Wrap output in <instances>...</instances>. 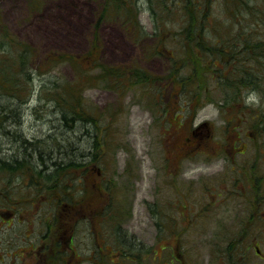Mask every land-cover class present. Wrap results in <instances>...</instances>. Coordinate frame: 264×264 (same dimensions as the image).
<instances>
[{
  "label": "rangeland",
  "instance_id": "rangeland-1",
  "mask_svg": "<svg viewBox=\"0 0 264 264\" xmlns=\"http://www.w3.org/2000/svg\"><path fill=\"white\" fill-rule=\"evenodd\" d=\"M162 1L155 0L149 2L153 4L150 5L146 4L147 0H140L139 19L146 31L157 30L158 19L162 24L161 28L169 25L173 33L188 30L191 34H194V31H206L211 35L214 31L234 34L247 31L242 30V26L233 21L234 15L243 14L241 22L244 21L252 33L264 36V0H240L245 4L240 7L236 6L237 1L234 0L229 4H223L222 0H200L201 7L191 12L189 22L176 5L179 0ZM108 6L103 0H0V25L18 42L36 50L40 56L39 60L44 59L46 55L57 57L60 54L76 59L92 48L95 58L105 68L127 67L128 75L131 76L135 72L132 66L135 64L154 76H164L171 67L167 58L147 56L145 46L149 47L152 42L146 41L142 47L137 42V34L133 40L129 34L130 26L126 21L124 23L117 18L121 17L122 8L114 4ZM233 8L239 9L240 12L232 11ZM182 39L174 40L172 37L166 44L169 51L166 52L164 47L162 49L166 56L173 57L176 67L179 68L186 63L192 64L190 59H193L195 50L191 45H184L182 42L187 40ZM93 45H96L95 48ZM16 52L17 48L10 51L11 57L18 58ZM13 60L15 59L9 61ZM41 68L44 70L47 66L42 64ZM190 68H186L188 72L186 69H179L178 73L184 78L189 74ZM15 71L18 72V89L25 91L22 92L21 98L8 96L0 91V118H4L0 126V163L17 162L19 171L12 177L11 169L0 168V193L2 192L5 199L14 196V202L25 200L24 206H27L29 212L26 219L24 217L19 220L18 217H22L23 213H15L12 208L2 209L5 204L0 208L5 210L0 211V238L3 239L15 238L17 235L22 237L24 233L29 235L33 232L37 237L36 230L47 232L50 227L51 231H54L61 224L67 223L54 217L57 206L46 204L44 197L33 188L34 182L31 180L37 176H31L32 172H29L26 166L27 160L18 147L23 144V140L37 142L51 137H57L55 139L59 142L62 140L61 113L50 99L54 85L52 80L59 81L57 86L61 83L70 85L73 83L74 72L69 63H59L47 74L39 71L34 73L30 69L27 71L29 77L18 67ZM198 74L202 76L200 69ZM24 85L28 87L24 88ZM108 85V80L104 79L101 86L86 88L82 95L89 109L95 111L107 125L110 135L107 137V145L101 150H95L92 143L88 146L80 145L85 153H89L90 157L86 160L91 164L86 168L73 169L76 172H87L82 182H77L76 190L82 189L83 192L77 191L76 205L81 198H85L84 205L95 202L99 209L108 206L110 215L114 211L119 212L125 227L135 232L148 247L156 233L151 214L159 211V218L164 219L174 205L176 190H219L222 195L219 198L216 217L231 227V207L239 205L234 193L237 194L238 190L264 189V126L255 127L251 119L255 112L264 109L263 83L246 88L242 93L237 89V85L221 82L193 85L189 90L180 93L179 85L173 87L170 83L168 88L164 89L161 104L163 109L169 104L168 114H165L163 109H160V114L155 110L152 102L156 97L154 90L153 93L151 90L144 93L142 90L145 86L140 83H129L120 88L117 83L114 86L117 85L118 90ZM176 93L180 94L176 97ZM8 107H11L12 113L8 112ZM180 108L183 112L178 113ZM3 113L12 116L8 117ZM203 122L209 123L212 135L209 141L216 144L212 145L218 153L209 148L208 155H200L182 162L181 171L176 166H169L174 163V159L181 156L178 149L183 138L192 128ZM12 123H15V126ZM101 127L103 128L102 125ZM71 134L68 133V137H71ZM65 142L62 141V144L69 143ZM233 142H237L235 147L231 145ZM50 146L57 145L51 142ZM43 149L50 152L47 145ZM13 155L14 159L11 161L10 157ZM23 168L28 169V177L23 185L16 187L21 181L20 170ZM179 171V174L174 173ZM247 173L253 174V180L243 178L240 181L239 174ZM67 182L68 180L64 183ZM99 191L104 192V203L102 199L97 198ZM202 196L203 194L196 192L186 200L191 206L194 205V200ZM208 200L209 198L204 196L205 203L202 208L208 205ZM11 212L15 214L12 216ZM39 217H43L41 222ZM84 218L87 217L78 214L79 220ZM86 221L82 220L77 225L79 238H83L77 241L81 251L85 250L91 227ZM56 222H59L57 226ZM93 222L98 226L101 219H94ZM114 225L118 223L109 222L108 230L116 227ZM215 234L216 229H212L200 243L181 246L179 258L182 264H225L216 255H221L233 246L224 241L214 242ZM220 242L222 243L217 244ZM31 249L32 247L26 245L9 244L0 240V264H23V261L29 259L28 252ZM52 249L55 247L52 246ZM261 249L264 253V241ZM79 260L78 264H86L85 254L82 253ZM250 260V264H264L260 257L255 255L254 250Z\"/></svg>",
  "mask_w": 264,
  "mask_h": 264
},
{
  "label": "trees",
  "instance_id": "trees-1",
  "mask_svg": "<svg viewBox=\"0 0 264 264\" xmlns=\"http://www.w3.org/2000/svg\"><path fill=\"white\" fill-rule=\"evenodd\" d=\"M103 1L107 6L114 4L122 8L123 13L121 17L117 18L124 23L126 21L130 26L129 34L133 40L137 34L139 35L137 42L142 47L143 45L145 46L144 42H152L148 45L149 47L145 46L147 48V56L154 55L168 59L171 67L168 68V71L164 76H154L136 65H132L135 72L131 76L128 75L129 69L127 67L118 69L105 68L102 63L95 58L92 48L89 52L76 59L72 58V56L68 57L60 54L57 57L46 55L44 59L39 60L40 56L36 50L18 42L9 34V31H7L4 26L0 25L1 93L15 98H21L23 96L22 92L25 91V89H18L19 84L17 81H19V79L16 75V73H18L15 71L16 67L28 77L29 74L27 71L30 69L33 70L34 73L39 71V73L45 72L47 74L51 73L50 70L59 63H69L74 72L72 77L73 83L70 85L67 83H61L59 85L60 88L58 89L59 86H57V84L59 81L52 80L54 85L52 86L53 88L51 87L50 99L54 102L55 107H57L61 113L60 127L62 130V140L59 142L58 139H55L57 137H51L37 142L23 140L21 141L23 144L18 147L27 160L28 164L26 166H28L29 172H32L31 176H37L36 179L33 178L31 180V182H34L33 188L39 192L40 196L44 197L46 204L49 203L50 205L57 207L73 205L77 202L76 199L78 200L76 195L77 191L83 192L82 189L76 190V186L77 182H82V179H84L87 172H76L73 169L86 168L91 162H87L86 159L90 157L89 153H85L84 150L80 148V145L85 144L88 146L92 143L95 150H101L103 146L107 145V137L110 135L107 125L103 123L98 114L95 111H91L84 102L82 95L86 88L101 86L102 80L104 79L108 80V87L113 89L116 87L117 90V85L114 86L117 83H119V88L128 85L129 83H135L138 85L140 83L145 86L142 90L144 93L146 91L150 92V90L151 93H153L154 90L155 93L153 94L156 97L153 98L152 102L155 106V110L160 114L162 112L160 109H163L161 104L162 96H164V89L168 88L170 83L173 87L176 84L179 85L181 88L180 93L184 90H189L193 85L201 86L203 84H209V82L237 85V89H239V91L241 90V93L242 90H245L246 88L260 86L261 83L264 85V36L257 35L256 32L252 33L245 26V22H241L240 18L243 17V14L239 16L238 14L234 15L233 21L239 23L242 26V30L247 31H238V33L235 32L234 34L216 31H214L215 33L212 32V35L210 32L206 31H194V34H191V31L188 30H181L180 32L175 31L173 33L169 25L161 28L162 24L158 19V29L148 32L143 28L139 19L138 9L140 0ZM152 1L155 0H147L146 4H150L149 2ZM222 1L223 4H229L233 0ZM234 1H237L236 6L238 7H240L241 4L245 5L240 0ZM200 2V0H179L176 5L180 7V13L187 17V22H189L191 12L200 9ZM234 10L240 12L237 8L232 9V11ZM152 11L154 14L153 7ZM168 11L170 12V10ZM102 17H104V15ZM170 18H172V16H170ZM262 25L264 28V14L262 16ZM172 37L174 40L183 38L184 40H187V42H182L184 45H191L195 48L193 52L194 57L193 59H190L192 64L186 63L181 68L176 67L173 57H168L165 52H162V49L164 48L166 49V52L169 51V49H167L168 45L166 44ZM209 42L211 44H209ZM95 46L96 45H93L94 48ZM15 48H17L16 53L18 58L11 57L10 55V51H13ZM35 56L36 58H33ZM12 58L15 60L9 61ZM42 64L47 66V68L44 69L45 71L41 68ZM187 67H191L189 69L190 72L183 78L178 71L179 69L184 70ZM199 69L201 70L202 76H198ZM186 71L188 72V69H186ZM163 80L166 81V83H164ZM23 87L27 88L28 85H24ZM173 92L174 88L171 95ZM192 92L194 94V91ZM179 94L176 93L174 96L177 97ZM245 98L246 97L244 96V99ZM168 106L169 104L163 109L165 114H168ZM249 107L250 106H248V108ZM7 110L10 113L13 111L11 107H8ZM180 111L183 112V109L180 108L177 110L178 113ZM3 114L8 117L12 116L7 115L6 113ZM251 119L255 127H259V125L264 126V109L261 108L259 111L255 112L251 116ZM3 122L4 118H0V126ZM12 124L15 126V123ZM68 133H72L71 137H68ZM62 141H67L69 143L63 145ZM51 142L56 143L57 146H50ZM46 145L49 147L50 152H46L47 150L44 151L43 147H46ZM10 158L12 161L14 155ZM17 167H19L17 162L0 163V168L5 170L8 168L11 169L10 172L12 177L19 171ZM28 169L23 168L20 170V172H22L21 178L24 180L28 177ZM67 180L68 182L64 183ZM70 180L72 181L68 184ZM16 187H19V184ZM42 191L45 192L42 193ZM3 197L4 196L1 192L0 208H2V204H5V207L2 209H14L11 207L9 201L6 200L9 198L5 199ZM11 197L15 198L14 196ZM82 199L83 198L79 200V203L84 202L85 198Z\"/></svg>",
  "mask_w": 264,
  "mask_h": 264
},
{
  "label": "flooded vegetation",
  "instance_id": "flooded-vegetation-1",
  "mask_svg": "<svg viewBox=\"0 0 264 264\" xmlns=\"http://www.w3.org/2000/svg\"><path fill=\"white\" fill-rule=\"evenodd\" d=\"M179 125L182 124L179 123ZM211 136L208 122L200 123L197 127L192 128L183 138L178 149L181 156L174 159V163L169 166H176L181 171L182 162L192 160L200 155H208L209 148L214 153H218L217 150H214L216 144L209 141ZM231 145L235 147L237 142H233ZM173 152H176L174 147ZM235 153L237 154V152ZM175 161L177 162L175 163ZM180 171L174 173L179 174ZM239 176L241 177L240 181L243 178L253 180L251 173L239 174ZM262 177L264 178V175ZM196 192L203 196L194 200V205L190 206L186 199L193 197V193ZM103 193V191L97 192V198L102 199L104 203ZM175 194L174 205L164 219L163 217L159 218L161 215L159 211L151 214V219L155 222L156 233L148 247L135 232H131L125 227L119 212L114 211L110 215L108 206L99 209L95 202H88L86 205L83 202H78L76 205L75 202L70 206L57 207L54 217L59 221L65 220L67 223L61 224L54 231L48 227V229L46 228L47 232L46 230H36L37 237L34 232L29 235L22 232L24 233L22 237L17 235L15 238H0V240L9 244L19 243L22 246L32 247L28 252L29 259L23 261V264H78L82 253L85 254L84 262L86 264H182V260L179 258L182 251L180 247L200 243L208 236L210 230L216 229L214 242L224 241L227 245L233 246L221 255H216L225 264H250L252 250L264 262V253L261 249L264 241V189L260 191L238 190L237 194L234 193L239 205L231 207V211H233L231 227L226 226L224 221L217 220L216 217V212L219 211L221 191L176 190ZM204 196L209 200L207 201L208 205L202 208L205 203ZM9 203L15 210H25L23 214L28 217L29 209L24 206L25 200H22L23 205H18V202L12 200H9ZM78 214L87 218L79 220ZM39 219L41 222L43 217H39ZM94 219H101V223L97 226L93 222ZM82 220H87L86 222L91 226L83 251L79 249L80 247L78 248L77 243L83 239L79 238L77 228ZM109 222H116L118 225H114L116 227L108 230ZM55 224L57 226L59 222ZM160 245L162 246L158 248ZM52 246L55 249H52ZM159 249L160 255H158Z\"/></svg>",
  "mask_w": 264,
  "mask_h": 264
}]
</instances>
